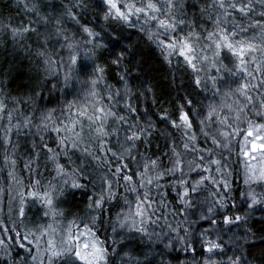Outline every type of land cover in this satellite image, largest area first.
Instances as JSON below:
<instances>
[{"label": "snow or ice", "instance_id": "1", "mask_svg": "<svg viewBox=\"0 0 264 264\" xmlns=\"http://www.w3.org/2000/svg\"><path fill=\"white\" fill-rule=\"evenodd\" d=\"M14 2L0 49L30 64L23 91L0 79V264H264V0ZM127 28L201 100L158 94Z\"/></svg>", "mask_w": 264, "mask_h": 264}, {"label": "trees", "instance_id": "2", "mask_svg": "<svg viewBox=\"0 0 264 264\" xmlns=\"http://www.w3.org/2000/svg\"><path fill=\"white\" fill-rule=\"evenodd\" d=\"M60 0H57L59 3ZM64 3H67L68 0H63ZM8 4V0H0V12L3 13L4 17L7 18L9 15L12 16L13 21L19 20L24 17L23 9H17L15 6V2L10 7H5L4 5ZM91 15H95V10L91 11ZM95 23V22H94ZM124 36L126 37L125 43H128L135 47V51L137 54V58L140 59L144 67L146 69V77L156 86L157 93L159 94L161 91L163 92H170L171 96L169 98L175 97L178 93L184 94L185 92L193 93L194 98L199 101L201 100V96L195 95L193 91V85L191 83L190 76L188 74H183L181 72L175 73L177 76V81L171 87H169V68L166 62L163 59V56L160 50L150 41H148L146 35L141 33L138 28H127L124 30ZM29 60L25 57V54L22 51H15L11 45H8L7 51L0 49V79L5 81V84L8 89L12 90L13 92H21L25 89L28 83V69H29ZM114 80V78H113ZM139 107L141 111L145 107L155 108V105L152 104L151 98L142 99L139 102ZM243 127V126H242ZM242 136L236 137L233 142V152L231 156V161L236 165V167L240 168L242 171V164L238 163L239 161L243 160L242 156H238L237 152L239 151L240 144L242 143ZM154 143H158L163 146V138H160ZM233 183L236 187L242 188V177L233 176L232 177ZM0 188H5V193L0 194V200H2L5 212L7 211V186L5 184L3 174L0 173ZM171 198V197H170ZM86 199L85 194L80 192L76 193L75 201L74 202H82ZM82 207L83 204L80 203ZM35 209H32L29 212V219H32L33 213ZM259 213L256 214L259 217ZM8 226L10 227L11 224L9 221L6 220ZM257 229L260 228V224L254 225ZM23 231V229H20ZM227 237H225L226 239ZM196 253L195 256L197 259L201 257V255H206L204 250L201 248L199 241L197 240L195 243ZM253 253L256 252V249H251ZM229 254H231L229 252ZM174 255H179L181 259H186L190 257L191 253L183 254V253H176Z\"/></svg>", "mask_w": 264, "mask_h": 264}, {"label": "rangeland", "instance_id": "3", "mask_svg": "<svg viewBox=\"0 0 264 264\" xmlns=\"http://www.w3.org/2000/svg\"><path fill=\"white\" fill-rule=\"evenodd\" d=\"M241 142H243V137H242V141Z\"/></svg>", "mask_w": 264, "mask_h": 264}]
</instances>
